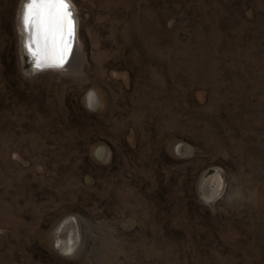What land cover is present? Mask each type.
Returning <instances> with one entry per match:
<instances>
[{
  "label": "rangeland",
  "instance_id": "374dc122",
  "mask_svg": "<svg viewBox=\"0 0 264 264\" xmlns=\"http://www.w3.org/2000/svg\"><path fill=\"white\" fill-rule=\"evenodd\" d=\"M69 1L41 71L0 0V264H264V0Z\"/></svg>",
  "mask_w": 264,
  "mask_h": 264
},
{
  "label": "snow or ice",
  "instance_id": "6c2138e0",
  "mask_svg": "<svg viewBox=\"0 0 264 264\" xmlns=\"http://www.w3.org/2000/svg\"><path fill=\"white\" fill-rule=\"evenodd\" d=\"M23 25L26 32L31 30L25 46L36 57L35 66L63 67L71 53L75 33L68 0H28L24 5Z\"/></svg>",
  "mask_w": 264,
  "mask_h": 264
},
{
  "label": "bare ground",
  "instance_id": "6f19581e",
  "mask_svg": "<svg viewBox=\"0 0 264 264\" xmlns=\"http://www.w3.org/2000/svg\"><path fill=\"white\" fill-rule=\"evenodd\" d=\"M69 1V0H68ZM70 2V1H69ZM23 8V7H22ZM74 9V8H73ZM23 12H24V9L23 11H21V14H20V20H23ZM76 13V12H75ZM74 20H75V39L73 40L72 42V51H71V54L69 55L68 59H67V62L64 64L63 67H44V68H38L40 69L41 71H48V70H62L63 68H69L71 66V63H72V57H73V54H74V50H77V53L78 51L80 50V41H79V19L76 15H74ZM22 26V25H21ZM22 30L23 33L26 34V31H24L22 28H20ZM25 36V35H24ZM31 38V30H29L27 32V40L26 42ZM33 48L35 49V45H33ZM28 51V49H27ZM29 52V51H28ZM30 53V52H29ZM46 53V51H45ZM30 55H32L30 53ZM32 58L34 60V62L36 63V57L32 55ZM74 58V57H73ZM89 103L91 105L94 104V97L93 96H90L89 97ZM59 248V247H58Z\"/></svg>",
  "mask_w": 264,
  "mask_h": 264
},
{
  "label": "water",
  "instance_id": "95a60500",
  "mask_svg": "<svg viewBox=\"0 0 264 264\" xmlns=\"http://www.w3.org/2000/svg\"><path fill=\"white\" fill-rule=\"evenodd\" d=\"M70 10H71V8H70ZM74 36H75V33H74ZM73 39H74V37H73ZM72 42H73V40H72ZM45 51H46V53H47V49H45ZM71 51H72V50H71ZM26 52H28V51H26ZM70 54H71V53H70ZM31 56H32V55H30V53L28 52V53H27V57L30 59ZM35 65H36V63L34 62V63H33V67H35L36 69H38ZM38 70H40V69H38Z\"/></svg>",
  "mask_w": 264,
  "mask_h": 264
}]
</instances>
